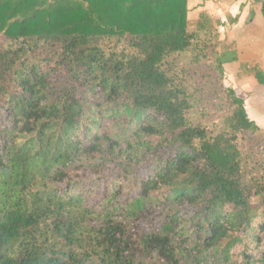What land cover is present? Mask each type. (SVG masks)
<instances>
[{
    "label": "trees",
    "instance_id": "1",
    "mask_svg": "<svg viewBox=\"0 0 264 264\" xmlns=\"http://www.w3.org/2000/svg\"><path fill=\"white\" fill-rule=\"evenodd\" d=\"M187 2L0 0V264H264L261 129L226 83L192 122L169 56L225 81L237 53Z\"/></svg>",
    "mask_w": 264,
    "mask_h": 264
},
{
    "label": "crops",
    "instance_id": "2",
    "mask_svg": "<svg viewBox=\"0 0 264 264\" xmlns=\"http://www.w3.org/2000/svg\"><path fill=\"white\" fill-rule=\"evenodd\" d=\"M190 1V0H188ZM198 5L201 1L192 0ZM264 0H212L205 10L189 14L196 20L199 13H207L219 21L220 44L234 49L237 59L226 63L224 70L235 86L244 92L245 107L250 119L264 131ZM193 21V22H194ZM256 73H261L262 81ZM231 79V78H230ZM235 86H231L235 90ZM236 91V90H235ZM240 96V95H239Z\"/></svg>",
    "mask_w": 264,
    "mask_h": 264
},
{
    "label": "rangeland",
    "instance_id": "3",
    "mask_svg": "<svg viewBox=\"0 0 264 264\" xmlns=\"http://www.w3.org/2000/svg\"><path fill=\"white\" fill-rule=\"evenodd\" d=\"M211 1H201L198 5H195L196 1H188V16L207 9ZM190 21L191 27L194 19ZM168 59L172 61L178 77L194 95L193 108L189 113L192 122L205 124L212 129L228 110L223 83L235 86L232 77H229L225 71L226 80H221L208 61L195 64L188 54H172ZM235 87L236 92H241L239 87ZM239 95L244 98V92ZM240 146L243 159L242 168L246 177L256 179L264 185V131L261 130L256 135L247 136L241 141ZM257 202L258 198L254 197L252 204Z\"/></svg>",
    "mask_w": 264,
    "mask_h": 264
}]
</instances>
